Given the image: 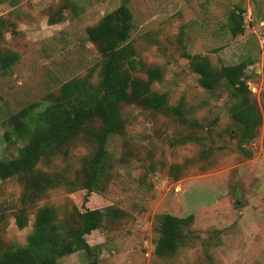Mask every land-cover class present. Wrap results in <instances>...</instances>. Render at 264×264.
Segmentation results:
<instances>
[{
  "label": "rangeland",
  "instance_id": "374dc122",
  "mask_svg": "<svg viewBox=\"0 0 264 264\" xmlns=\"http://www.w3.org/2000/svg\"><path fill=\"white\" fill-rule=\"evenodd\" d=\"M120 5L121 0H0V49L20 56L8 72L0 67V160L16 158L34 142L31 116L51 104L64 83L99 81L102 55L87 31ZM129 7V42L142 63L162 71L163 80L152 89L181 108L185 123L145 104L123 106L126 130L108 144L111 169L97 195L87 196L81 172L96 149L93 139H78L67 157L42 159L32 176L0 178V254L25 246L37 212L52 206L68 222L87 210H103L102 227L86 238L99 264H264V0H131ZM237 7L245 11L246 31L234 38L229 23ZM188 54L206 56L219 69L253 62L245 78L262 124L250 144L239 142L232 116L236 100L228 88L206 90ZM137 75L147 78L142 71ZM38 174L53 185L28 191ZM23 209L29 222L20 228L17 214ZM165 214L194 221L184 246L160 257ZM94 258L76 250L59 264Z\"/></svg>",
  "mask_w": 264,
  "mask_h": 264
},
{
  "label": "trees",
  "instance_id": "16d2710c",
  "mask_svg": "<svg viewBox=\"0 0 264 264\" xmlns=\"http://www.w3.org/2000/svg\"><path fill=\"white\" fill-rule=\"evenodd\" d=\"M130 1L121 0V5L115 11L87 31L89 40L102 55L99 81L92 83L86 79H73L64 83L59 96L52 99L45 109L31 116L29 124L33 127L34 142L19 149L16 158L0 160L2 180L21 175L32 176L42 159L52 157L51 154L67 157L78 139H93L96 149L91 158L88 156L85 159L81 172L87 196L97 195L109 178L107 172L111 169L108 144L113 136L126 130L123 106L145 104L152 110L185 123L181 108L171 106L167 94L152 89L154 83L163 80L162 71L142 63L137 58L135 47L129 42L134 29ZM244 12L239 7L231 12L229 30L234 38L246 31ZM61 20L54 19L53 22L59 23ZM3 24L0 19V39L3 37ZM187 57L191 69L199 75V82L206 90L215 92L222 85L228 88L231 98L236 100L232 116L239 125V142L250 144L257 137L262 124L261 114L255 101L251 100L245 78V70L253 62L219 69L206 56L188 54ZM19 60L17 53L0 49V67L3 72H8ZM141 71L147 76L146 79L137 75ZM88 121H93L94 125L85 127ZM192 139L198 143L201 141L199 138ZM239 148L241 151L246 150L245 147ZM203 155L207 156V153ZM66 179L65 176H57L55 180ZM27 185L30 191L41 190L53 183L38 174ZM104 219L103 210L90 209L68 222L61 219L52 206H44L37 212L34 230L27 244L3 251L0 264H59L61 258L76 250H86L88 256L94 258L93 247L86 238L102 227ZM193 221V216L179 218L170 214L162 215L157 255H173L184 246L187 241L186 230ZM28 222L27 212L23 209L17 214V224L24 228ZM89 264H99L98 259L94 258Z\"/></svg>",
  "mask_w": 264,
  "mask_h": 264
}]
</instances>
